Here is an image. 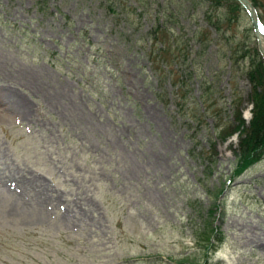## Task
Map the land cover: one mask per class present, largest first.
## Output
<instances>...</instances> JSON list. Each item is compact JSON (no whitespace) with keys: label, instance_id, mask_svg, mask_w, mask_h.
<instances>
[{"label":"rangeland","instance_id":"1","mask_svg":"<svg viewBox=\"0 0 264 264\" xmlns=\"http://www.w3.org/2000/svg\"><path fill=\"white\" fill-rule=\"evenodd\" d=\"M257 41L234 0H0V264H264Z\"/></svg>","mask_w":264,"mask_h":264},{"label":"trees","instance_id":"2","mask_svg":"<svg viewBox=\"0 0 264 264\" xmlns=\"http://www.w3.org/2000/svg\"><path fill=\"white\" fill-rule=\"evenodd\" d=\"M260 61L259 65H264V61L262 59ZM252 99L251 116L243 130L244 135L239 139V146L235 154L234 164L231 167L230 177L238 176L246 167L264 155V91L263 93L262 91L261 93H254ZM218 129H221V133L224 134L225 130L223 128ZM204 169L207 172L210 171L208 162L204 164ZM220 192L221 188H218L215 196ZM216 207L217 204L213 202L206 208L205 217L202 218V226L197 232L201 247L205 251L214 249L222 239L219 228L212 225V213Z\"/></svg>","mask_w":264,"mask_h":264},{"label":"water","instance_id":"3","mask_svg":"<svg viewBox=\"0 0 264 264\" xmlns=\"http://www.w3.org/2000/svg\"><path fill=\"white\" fill-rule=\"evenodd\" d=\"M242 5L247 9L249 17H250V21L252 23V26L255 28L256 27V15L254 13V9L252 7V5L250 4L249 0H239ZM257 48L259 50V52L261 53V55L264 57V46L261 45L258 41L257 43Z\"/></svg>","mask_w":264,"mask_h":264},{"label":"bare ground","instance_id":"4","mask_svg":"<svg viewBox=\"0 0 264 264\" xmlns=\"http://www.w3.org/2000/svg\"><path fill=\"white\" fill-rule=\"evenodd\" d=\"M259 42H260L261 45L264 44V42L262 41L261 37L259 38ZM26 111H27V109H26ZM26 111H25L24 113H25V114H28V112H26ZM248 113H249V110H247V111L245 112V115H244L245 118L248 117V115H249Z\"/></svg>","mask_w":264,"mask_h":264}]
</instances>
